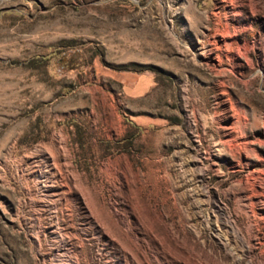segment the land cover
Returning <instances> with one entry per match:
<instances>
[{"label":"rangeland","instance_id":"374dc122","mask_svg":"<svg viewBox=\"0 0 264 264\" xmlns=\"http://www.w3.org/2000/svg\"><path fill=\"white\" fill-rule=\"evenodd\" d=\"M0 264H264V0H0Z\"/></svg>","mask_w":264,"mask_h":264}]
</instances>
